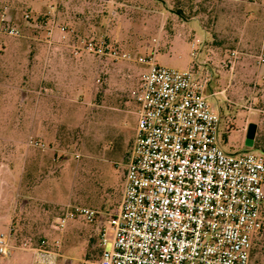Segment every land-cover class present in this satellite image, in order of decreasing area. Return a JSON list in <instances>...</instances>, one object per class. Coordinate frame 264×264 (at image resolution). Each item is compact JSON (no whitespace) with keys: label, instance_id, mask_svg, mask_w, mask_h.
Masks as SVG:
<instances>
[{"label":"rangeland","instance_id":"1","mask_svg":"<svg viewBox=\"0 0 264 264\" xmlns=\"http://www.w3.org/2000/svg\"><path fill=\"white\" fill-rule=\"evenodd\" d=\"M88 38L120 57L83 51ZM261 53L264 0H0V172L16 163L25 193L14 191L12 219L0 226L12 232L0 264H64L67 257L45 263L32 250L46 240L58 252L62 208L117 206L137 124L132 90L146 69L139 56L207 74L222 149L264 152ZM2 185L12 193L3 177ZM262 214L249 264H264V206ZM89 225L70 218L65 232Z\"/></svg>","mask_w":264,"mask_h":264},{"label":"built area","instance_id":"2","mask_svg":"<svg viewBox=\"0 0 264 264\" xmlns=\"http://www.w3.org/2000/svg\"><path fill=\"white\" fill-rule=\"evenodd\" d=\"M58 28L65 37L67 27ZM81 49L120 57L92 38ZM258 58L264 61V53ZM137 61L146 69L132 90L137 124L121 199L100 227L99 257L79 264H249L263 224L264 153L222 149L220 117L205 93L207 74L161 65L153 56ZM99 215L68 205L55 227L63 230L76 217L92 223ZM11 234L0 233V256L10 253ZM44 246L42 240L32 248L35 257L53 263L57 253Z\"/></svg>","mask_w":264,"mask_h":264},{"label":"crops","instance_id":"3","mask_svg":"<svg viewBox=\"0 0 264 264\" xmlns=\"http://www.w3.org/2000/svg\"><path fill=\"white\" fill-rule=\"evenodd\" d=\"M199 76H202L199 72H197ZM209 86V85H208ZM211 94L206 93V97L208 99V96ZM212 96V95H211ZM34 127V126H33ZM39 129V128H37ZM15 152H17V146H14ZM19 152V151H18ZM14 169H10L9 171H3L0 172V179L3 177L7 184H10L12 186V193L9 191L10 189H7L3 185L0 186V226L6 225L8 222L11 221V207H13V204L16 201L15 197V190L17 191L18 195H24V191L21 184V173L18 170V167L15 163L13 166ZM14 180V181H13ZM13 181V183H12ZM8 190V192H6ZM14 192V193H13ZM122 195V193H121ZM121 199V197H120ZM64 208H62L60 215L62 214ZM106 212H101L96 221L89 223L90 225L87 226L85 229H70V227L65 232V227L63 230H58L61 240V245L58 248V252L56 255V262L58 260V257H67V259L64 260L65 262L68 260V264H73V260L80 255H83L87 257L88 259H96L99 257L101 253V247L99 245V230L101 226L106 225ZM59 215V216H60ZM58 216V217H59ZM58 217L55 219V224L58 220ZM80 219V218H79ZM82 219V218H81ZM2 233V232H0ZM63 235V236H62ZM45 241V248L50 249L48 247V242ZM75 245V246H74ZM52 250V249H50ZM11 253V251H10ZM9 253V254H10ZM8 254V255H9ZM7 255V256H8Z\"/></svg>","mask_w":264,"mask_h":264},{"label":"water","instance_id":"4","mask_svg":"<svg viewBox=\"0 0 264 264\" xmlns=\"http://www.w3.org/2000/svg\"><path fill=\"white\" fill-rule=\"evenodd\" d=\"M254 135H255V125L250 124L248 127L246 141H245L246 146H248V147L253 146ZM67 262H68V260L65 262V264H68Z\"/></svg>","mask_w":264,"mask_h":264},{"label":"trees","instance_id":"5","mask_svg":"<svg viewBox=\"0 0 264 264\" xmlns=\"http://www.w3.org/2000/svg\"><path fill=\"white\" fill-rule=\"evenodd\" d=\"M264 153V152H263ZM262 212H263V210H262ZM254 244V243H253ZM253 250V249H252Z\"/></svg>","mask_w":264,"mask_h":264}]
</instances>
